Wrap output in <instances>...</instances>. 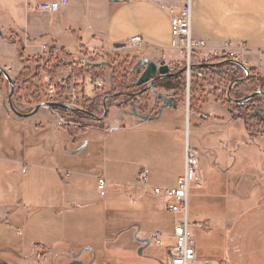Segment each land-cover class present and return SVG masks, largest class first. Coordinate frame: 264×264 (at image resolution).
<instances>
[{"label": "crops", "instance_id": "crops-1", "mask_svg": "<svg viewBox=\"0 0 264 264\" xmlns=\"http://www.w3.org/2000/svg\"><path fill=\"white\" fill-rule=\"evenodd\" d=\"M54 1L62 0H0V67L15 72L27 69L33 62L20 61L19 53H23L25 59H32L44 53V46L64 50L78 61V57L84 56L82 53H98L102 46H124L135 36L146 41V59L156 62L164 59L171 68L174 67L172 62L175 59L170 60L169 54L174 51L179 55L180 52L172 49L173 14L167 6H176V0H68L58 12L39 9L41 4ZM192 36L215 45L230 42L245 48L247 70L232 64L240 72L234 77L232 83H236L228 93L246 94L249 84L242 83L246 78L264 82V0H192ZM228 66L219 65L214 71ZM85 88L78 92L80 101L82 97L88 98ZM174 93V90H168L164 94L175 98L176 108L169 106L159 114L160 101L150 95L151 102L157 106L148 111L151 119L143 122L132 114L130 118L137 121L136 126L120 130L129 136L122 137L114 145L116 163L113 162L112 166L122 184L117 189L109 187L105 196L98 191V179L104 177L84 173L80 166L91 168L93 164L87 158L75 160L73 157L88 148L90 139L75 144L66 132L65 135L60 132L61 128L55 129L59 122L55 120L53 110H47L50 108H43L26 118L0 110V123L4 116L9 123L20 128L17 129V151L10 150L5 144L0 145V163L5 170H0V264H42L43 256H47V264H71L75 256L83 264H114L118 256L149 249L148 238L152 233L140 235L146 221L124 213L129 212V205L139 206L142 211L152 214L151 223L153 220L157 222L154 219L157 207L165 212V202L147 193L150 189L145 193L135 186L141 172V169L137 170L136 160H146V166L151 165L163 181L149 183V170L145 168L149 187H174L184 173L186 117L191 119L194 115L197 119L201 118L202 112H209L211 122L203 119L209 122L207 129L200 130L197 120L192 127L190 120V138L195 137L196 145L202 138V142H206L205 148L209 149L216 135L229 139V130H226L229 129L228 115L225 121H220L213 115V110L202 111L199 107L191 110L189 104H184L181 96ZM93 97L92 94L88 99ZM43 112L52 117L49 124L43 122ZM149 122H159L161 128L157 133L160 136L153 138L148 130L146 136L134 138L133 135L140 132L133 128ZM52 135L58 141L48 140ZM83 144L84 147L75 152ZM19 149L23 154L21 160ZM62 152L69 157L65 156L67 160L58 155ZM26 158L32 160L25 161ZM47 162L75 168L55 169ZM18 164L26 168L23 170L25 175L19 179L13 170ZM226 164L229 165L228 160ZM66 172L70 173L69 178L65 177ZM84 178L90 180L89 187L83 185ZM107 194L113 200H106ZM226 215L229 218V210ZM226 223L229 225V220ZM262 225L249 222L243 225V229ZM237 240L232 238L233 246L238 243L232 251L238 249L239 257L246 247L264 253V235L261 233L255 238ZM154 251V248L150 250ZM260 256L264 261V254ZM227 262L229 264V258Z\"/></svg>", "mask_w": 264, "mask_h": 264}, {"label": "rangeland", "instance_id": "rangeland-1", "mask_svg": "<svg viewBox=\"0 0 264 264\" xmlns=\"http://www.w3.org/2000/svg\"><path fill=\"white\" fill-rule=\"evenodd\" d=\"M144 53V50H135L126 45L119 48L102 46L98 53H82L81 55L84 56L78 57V61H76L74 60L76 58L73 59L71 56L61 57L57 54L52 55V53L25 59L24 54L20 52V61H32L33 64L27 69L16 72L14 69L7 70L14 82L13 91L8 80L0 71V110H7L9 114L14 115L8 101L11 92L15 108L23 114L32 112L40 104L48 103L51 96H55L59 103L67 105L70 108L68 110L47 109L53 110L52 113L56 116L55 120L58 119L59 123L55 129L61 128L60 132H63L64 135L66 132L69 139H72L75 144L90 139L88 148L73 157L75 160L87 158L93 164L92 169L85 165L80 167L84 173L104 177L107 186L106 193H108L109 187L114 186L117 189L116 187L122 184L119 177L115 175L117 173L112 166L113 162L116 163L113 147L122 137L129 136L126 133H121L120 130H130V127L136 126L137 121L130 118L132 108L129 105V99L110 100L107 96L123 90L125 87L129 89L131 85H134L136 78L133 77L129 81V72L139 60L145 58ZM169 57L170 60L175 59L172 62L174 67L186 65L185 59L181 54L177 55V52H171ZM194 58L196 59V56H193V61H195ZM83 59L87 60V66L80 63V60ZM239 72L240 69L232 64L218 71L207 72L203 79L196 76L195 71H191L190 77L188 72H185L181 78L180 90L176 93L181 96L184 104H189L191 110L195 107H199L202 111L213 110V115H216L220 121H225L229 116V129H226L229 130V139L223 135H216L209 144V149L205 148L206 142H202V138L196 145L195 137L192 135L190 138L189 133L190 120L192 127L194 121L197 120L200 130L207 129L209 122L206 120L210 118L209 112H202V119H196L194 115L191 119L186 117L185 129L187 132L183 144V167L187 145L192 149L197 148L200 157L199 180L203 186L201 189H198L196 184L192 187L189 206L190 222L191 224H204L203 229L192 228L197 240L199 259L202 261L213 263L227 261L229 258V264H264V261L259 258L264 253L254 247L244 248L242 257L237 256L238 249L232 251L238 246V243L232 245V238L239 240V238H255L260 233L264 235V229H262L264 227V131L260 129L262 126L259 125V120L253 117L252 108H248V106L244 108L238 106L237 108L236 105L231 104L232 97L245 96L254 91V86L252 88L248 86L246 94L237 92L233 95L229 92V98L227 96L228 88L230 89L234 77ZM86 74L102 79L104 81L103 89L97 90L87 84ZM84 87H86L85 96L89 98L93 94L94 97L92 99L82 97L80 101L78 92L82 91ZM74 96L79 97L77 103L94 116L73 109ZM260 100L261 106L259 107L262 109L259 111L264 112V98ZM151 101L153 100L150 96L142 99L140 103L147 104V106L139 110L149 111L150 108H157ZM104 104L107 107L106 118H104ZM245 109H248L249 112ZM43 113L45 114L43 122L49 124L52 117L46 112ZM124 117L129 119L125 121L120 119ZM209 121L211 122L210 119ZM158 123L149 122L146 125L133 128L140 132L138 135L134 134L133 137L146 136L148 130L151 131L150 134L153 138L159 137L157 130L161 126ZM17 129L20 130L18 125L9 123L3 116L0 123V145L5 144L10 150L15 149L17 139H19V130ZM48 140L58 141V138L52 135ZM15 150L17 151V149ZM19 150V159L21 160L23 154L22 150ZM174 153L176 157V151ZM58 155L63 160H67L68 156L63 152ZM54 156L59 157L55 154ZM228 157L229 159H227ZM62 159L59 161L62 162ZM30 160L32 159H25V161ZM227 160L229 165L226 164ZM136 161L138 171L148 168L149 183L153 185L163 182L151 165L146 166V160L138 159ZM76 163L74 161L73 165L76 166ZM46 164L55 169L56 167L58 169L67 167L71 170L73 167V165H71L72 167L65 166L62 163L58 166L52 162ZM6 168L8 167L6 166ZM28 168L32 169L31 166ZM0 170L1 172L5 171L2 162ZM13 170L15 177L19 179L25 175L23 170L26 168L18 164ZM90 183V180L84 178L83 185L89 187ZM146 191L144 192L146 193ZM147 193L152 194V191L149 190ZM105 199L113 200L108 194ZM128 208L125 209L129 212L124 215L146 221L140 235L159 231L163 234L164 244L161 247L151 244L149 249L142 250L141 253L140 250H137L131 254L118 256L114 260V264H165L168 261L169 248L173 245L171 235L173 234L175 216L167 213L165 209V212H161L157 207V214L154 218L157 222L153 220L151 223L152 214L142 211L139 206L129 205ZM227 210H229V218L226 215ZM227 220H229V225L226 223ZM249 222L253 224L260 222L263 225L260 228L243 229V225ZM152 248H154V252H150Z\"/></svg>", "mask_w": 264, "mask_h": 264}, {"label": "built area", "instance_id": "built-area-1", "mask_svg": "<svg viewBox=\"0 0 264 264\" xmlns=\"http://www.w3.org/2000/svg\"><path fill=\"white\" fill-rule=\"evenodd\" d=\"M68 0L54 1L44 3L39 6L43 12H58L67 4ZM176 6H167L169 11H172L171 18V33L173 38L172 49L180 52L186 61L188 76L191 71H195L196 76L203 79L206 73L214 71L219 65L226 61H237L244 64V56L246 50L242 45H235L230 42H223L215 45L205 39H196L192 36V0H176ZM165 6L163 3L161 4ZM178 9V13L174 10ZM129 48L135 50H145L147 44L145 39L140 36L131 38L126 44ZM45 53H50L51 50L47 46L43 47ZM193 56H196L193 61ZM84 66H87V60H81ZM86 81L97 90H102L104 81L100 78H94L86 74ZM264 93V86L262 87ZM79 97H73V109L79 108L83 112L82 106H79ZM48 103H59L55 96L49 98ZM76 103V104H75ZM76 105V106H75ZM200 173V157L198 151L187 145L185 153L184 173L179 178L177 185L174 187H149L147 184L148 174L146 169L141 170L139 177L135 182V186L143 191L150 189L152 194L163 199L165 202L164 209L167 213L175 216L173 222V245L170 246L168 261L165 264H228L227 261L208 262L202 261L197 255V240L192 231V228L203 229L204 224L190 222V194L192 187L196 184L198 189L203 186L199 180ZM66 178L70 177V173L66 172ZM98 191L101 196L106 195V180L98 179ZM148 242L161 247L164 244V237L161 232L152 233L148 238ZM42 264H47V256H43Z\"/></svg>", "mask_w": 264, "mask_h": 264}, {"label": "flooded vegetation", "instance_id": "flooded-vegetation-1", "mask_svg": "<svg viewBox=\"0 0 264 264\" xmlns=\"http://www.w3.org/2000/svg\"><path fill=\"white\" fill-rule=\"evenodd\" d=\"M139 61L132 67L131 71L129 72V81L132 80L133 77L136 78V82H134V85H131V84H133V83H131L130 84L131 87L129 86L130 87L129 89L125 87L123 90H119L118 92H115L114 94H112L115 96L112 98H109V99L110 100H112V99L117 100L120 98L129 99L130 102H132V101L135 102L136 108H137V111L139 112V114H141L143 116H149L151 118V114H149L148 111H140L139 110L140 108L142 110V108L144 106H147V104L140 103L141 100L147 96H150V95L157 97L155 95V92H157L158 94H164L168 90H174V92H175L174 94L176 96L177 95L176 93L180 90V87H181L180 86L181 85L180 84L181 78L184 75V73L186 72V70H184L185 66L171 68L170 65L168 64L169 65V74L171 75V77L162 78L159 81H156L155 84L153 85V88L148 89L145 92L141 93L140 95L131 98L130 95L138 94V93L142 92L144 90V88H146V85L141 86V87L137 86V81H138L141 73L144 70V67H141V68L138 67ZM242 83L249 84V86H251V88L253 86H256V89L254 88L253 92H251L245 96L235 97V98L232 97L231 98V100H232L231 104L236 105L237 108H238V106L242 107V108H244L245 106H248V108L249 107L252 108L253 109V112H252L253 117L259 120L258 123L260 126H262L260 129L264 131V112L259 111L260 109H262L259 107V106H261V100L260 99H262L264 97L257 95V96L250 98L256 92L262 91L261 90L262 88L260 89V85L263 87L264 82H261V81L256 82L253 79L246 78ZM233 86H232V88H233ZM227 95L229 97V93H227ZM172 98H174V97H172ZM158 100L160 101V105H162L161 104L162 101L159 98H158ZM130 102H129V105H130ZM105 105L106 104L103 105L104 114H105L104 118H106V113H107V107ZM160 107L157 110L158 113H159ZM245 110H247V112H249L248 109H245ZM83 112L85 114L89 113L88 111H85V110H83ZM154 113L156 114L157 112L155 111ZM240 115H243V114H240Z\"/></svg>", "mask_w": 264, "mask_h": 264}, {"label": "water", "instance_id": "water-1", "mask_svg": "<svg viewBox=\"0 0 264 264\" xmlns=\"http://www.w3.org/2000/svg\"><path fill=\"white\" fill-rule=\"evenodd\" d=\"M113 1H119V0H113ZM125 1H130V0H125ZM122 46H116V48H119ZM223 64H236V65L242 66L245 70H247L246 66L241 62L230 60V61L224 62ZM138 67H140V68L144 67V70L141 73V75L137 81V86L141 87V86L146 85V88H144V90L138 94L130 95L131 98L140 95L141 93L145 92L148 89L153 88V85L155 84L156 81H159L162 78L171 77V75L169 74V65L167 64L166 60H164V59L161 60L160 62H156V61H151V60L144 58V59L139 61ZM184 70H187L186 66H185ZM0 71L8 80V82L11 86V89L13 91L14 82H13L11 76L2 67H0ZM235 83L236 82L232 83L231 87ZM155 95L162 101V105L159 109V114H161V112L169 106H172L174 108L177 107V102H176L175 98L168 97L164 94H158L157 92H155ZM257 95L264 97V93L262 91H258L254 95H252L250 98L257 96ZM114 96L115 95H109V96H107V98H112ZM8 101H9L10 110L15 115H17L19 117H23V118L30 117V116L36 114L37 112H39V110H41L43 108H55V109H63V110L70 109L67 105L62 104V103H44V104L38 105L30 114H23L15 108L14 103H13L12 92L10 93V95L8 97ZM130 106L132 107V114L135 117H137L138 119H140L141 121L147 122L151 119L149 116H143V115L139 114V112L137 111L135 102H133V101L130 102ZM76 111H80L79 108H76ZM88 114L91 116H94L91 113H88ZM84 145L85 144L81 145L75 152H79L84 147ZM140 253H141V251H140ZM73 259L74 260L71 264H83L82 262L77 260L76 256Z\"/></svg>", "mask_w": 264, "mask_h": 264}, {"label": "trees", "instance_id": "trees-1", "mask_svg": "<svg viewBox=\"0 0 264 264\" xmlns=\"http://www.w3.org/2000/svg\"><path fill=\"white\" fill-rule=\"evenodd\" d=\"M51 50V52L50 53H52V55H54V54H57V55H59V56H69V54H67L66 52H64V50H61V49H55V48H52V49H50ZM70 57V56H69ZM254 88H256V86H254ZM262 88V86L260 85V89ZM79 106H81L80 104H78ZM197 255H198V258H200V256H199V253H198V250H197Z\"/></svg>", "mask_w": 264, "mask_h": 264}]
</instances>
